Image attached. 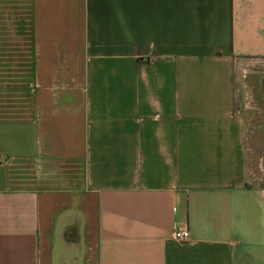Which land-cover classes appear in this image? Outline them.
Wrapping results in <instances>:
<instances>
[{
	"label": "crops",
	"instance_id": "crops-1",
	"mask_svg": "<svg viewBox=\"0 0 264 264\" xmlns=\"http://www.w3.org/2000/svg\"><path fill=\"white\" fill-rule=\"evenodd\" d=\"M260 119L264 0H0V264H264Z\"/></svg>",
	"mask_w": 264,
	"mask_h": 264
},
{
	"label": "rangeland",
	"instance_id": "rangeland-1",
	"mask_svg": "<svg viewBox=\"0 0 264 264\" xmlns=\"http://www.w3.org/2000/svg\"><path fill=\"white\" fill-rule=\"evenodd\" d=\"M264 121L260 119L255 127L254 137L252 141L253 145V162H250L248 165V173L250 185L257 187L259 189H264V160H262L261 166L257 164L258 159H262V156H256L255 153H261V150L264 151ZM258 131V132H257Z\"/></svg>",
	"mask_w": 264,
	"mask_h": 264
},
{
	"label": "built area",
	"instance_id": "built-area-1",
	"mask_svg": "<svg viewBox=\"0 0 264 264\" xmlns=\"http://www.w3.org/2000/svg\"><path fill=\"white\" fill-rule=\"evenodd\" d=\"M246 104H248V102H246ZM172 238L174 240H187L188 233L187 231H174L172 234Z\"/></svg>",
	"mask_w": 264,
	"mask_h": 264
}]
</instances>
